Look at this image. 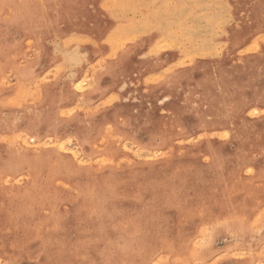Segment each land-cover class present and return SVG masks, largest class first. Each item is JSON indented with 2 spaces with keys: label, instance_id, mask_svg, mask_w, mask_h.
Here are the masks:
<instances>
[{
  "label": "rangeland",
  "instance_id": "1",
  "mask_svg": "<svg viewBox=\"0 0 264 264\" xmlns=\"http://www.w3.org/2000/svg\"><path fill=\"white\" fill-rule=\"evenodd\" d=\"M207 1L174 69L189 26L136 56L109 0H0V264H264V0Z\"/></svg>",
  "mask_w": 264,
  "mask_h": 264
},
{
  "label": "bare ground",
  "instance_id": "2",
  "mask_svg": "<svg viewBox=\"0 0 264 264\" xmlns=\"http://www.w3.org/2000/svg\"><path fill=\"white\" fill-rule=\"evenodd\" d=\"M106 1V0H105ZM143 1V0H142ZM148 1V0H147ZM152 1V0H151ZM190 1L193 3L192 5L194 6L196 3H201L200 5H196V7H198L199 6V8H198V11L195 13V17L194 18H191L190 16H189V12H192V11H190V10H192V8H193V6L192 5H190ZM242 1V0H241ZM243 1H245V0H243ZM251 1V0H250ZM253 1V0H252ZM66 2H68V1H66ZM110 2V3H109ZM109 2H108V6H109V10H108V12H109V14H110V18H111V20L114 22L113 23V28H111V30L109 31V36L107 37L108 38V40H110V39H113V37H115V39L113 40V43L112 44H114V45H118V44H121L120 42H122V40H123V38L125 39V42H123V43H125L124 45H123V47L125 46V49L128 51V52H131V51H133V53L136 55V56H138V54L140 53V51H142L143 49H146V48H149V46H150V44H153L154 42H155V44L152 46V53H156V52H158V51H162V49H167V43H169L168 41L166 42V40H165V37L164 38H162L160 41H156L160 36V33L161 32H163L164 33V31H167L169 28H173V29H176V31L179 33L180 32V29H182V28H186V26H189V27H187V29L188 28H190V34L192 33V37H194L195 38V40H194V42H192V40H188V41H191L193 44H194V47L192 46L191 47V49H190V51H187V46H184V44H183V42H181L182 43V45L180 44L179 45V47H178V49H180V51H182V54H184L183 56H182V58L181 59H179L178 60V62L176 63V64H174L175 66L173 67L172 66V68H184V67H186V66H188L189 64H191V63H193V62H195L196 60H198L199 59V61H200V59H204V58H206V59H211V58H217V57H219L220 56V54H219V52H217V48L219 47H217V45H216V47L217 48H212V46H213V42H211L210 40H207V41H205V42H202V44H200L199 42V45L197 44V46H195V41L202 35L201 33L203 32V31H201V30H195V28H196V25H198V27H200V28H208V25L209 24H205L204 23V20H206V18L207 19H209V12H210V10L211 9H209V7H208V1L206 0V2H205V0H189V1H184V0H161L159 3H158V5L154 8V10L153 11H151L150 12V14L148 15V16H146V18H144V19H140V20H135L134 18H132V19H129L130 17L127 15V16H125V20L124 21H120V19H121V17L119 16V14H118V12L119 11H116L115 10V4H114V2H113V0H109ZM153 2V1H152ZM177 2V5H175L174 3H176ZM203 2H205V3H203ZM217 2V1H216ZM224 2V1H223ZM240 2V1H239ZM247 2V1H246ZM249 2V1H248ZM256 2H258L259 3V1H256ZM255 2V3H256ZM120 3V2H119ZM136 3V2H135ZM138 3H139V1H138ZM146 3V2H145ZM211 3H212V0H211ZM225 3H227V6H230V4H229V1H227V2H225ZM252 3V2H251ZM255 3H254V5H255ZM106 4V3H105ZM133 4H134V2H133V0H128L127 1V3H126V9H128V8H134L133 7ZM235 4V3H234ZM102 5V4H101ZM242 5V4H241ZM107 6V7H108ZM210 6V5H209ZM219 6V5H218ZM227 6H226V10H228V8H227ZM247 6L248 5H246V7L245 8H247ZM103 7V6H102ZM106 7V8H107ZM143 7V6H142ZM258 7V6H257ZM257 7H256V9H257ZM259 7H261V6H259ZM263 7V6H262ZM121 8V7H120ZM140 8V7H139ZM224 8V7H223ZM151 9V8H150ZM215 9H217V8H215ZM219 9H220V7H219ZM225 9V8H224ZM236 9V8H235ZM237 9H239V5H238V8ZM241 9V8H240ZM242 9H243V6H242ZM214 10V9H213ZM219 11V10H218ZM249 11H250V8H249ZM138 12V11H137ZM136 12V13H137ZM195 12V11H194ZM223 12V11H222ZM238 12H239V10H238ZM256 12V11H255ZM121 13H122V11H121ZM128 13V12H127ZM133 13V12H132ZM229 13V12H228ZM227 13V14H228ZM248 13V12H247ZM252 13V12H251ZM254 13V12H253ZM263 13V12H262ZM124 14H126V13H124ZM218 14V13H217ZM226 14V13H225ZM240 14V13H239ZM256 14V13H255ZM147 15V14H146ZM202 15H204V16H202ZM222 15H223V13H222ZM248 15V14H247ZM253 15V14H252ZM136 16H138V15H135V17ZM218 16V15H217ZM217 16H216V20L217 21H219L218 19H217ZM224 16V15H223ZM227 16H229V15H227ZM232 16V15H231ZM231 16H229V20H230V17ZM93 20H94V18H96V16L95 15H91L90 16ZM206 17V18H205ZM220 17V16H219ZM255 17V16H254ZM257 17V16H256ZM262 17V16H261ZM5 18H7V17H5ZM62 18H64V16L62 17ZM224 18H226L225 16H224ZM263 19V18H262ZM72 20V19H71ZM194 21L192 24H191V21ZM210 20V19H209ZM225 20V19H224ZM245 20H246V18H245ZM207 21V20H206ZM216 21V22H217ZM221 21V20H220ZM249 21V20H248ZM263 21V20H262ZM261 21V22H262ZM214 22V21H213ZM215 22V23H216ZM225 22V21H224ZM227 22V21H226ZM225 22V23H226ZM239 22V21H238ZM93 23V22H92ZM196 23V24H195ZM207 23V22H206ZM209 23V22H208ZM211 23V22H210ZM221 23V22H220ZM229 23V22H228ZM237 23V22H236ZM264 23V22H263ZM245 24V23H244ZM250 24V23H249ZM251 24H252V20H251ZM250 24V25H251ZM11 25V24H10ZM96 26H98V27H100V25H97V24H95ZM203 25H205V26H203ZM211 25V24H210ZM260 25V24H259ZM96 26H94V27H96ZM214 27H216V26H214ZM224 27V26H223ZM97 28V27H96ZM210 28V27H209ZM219 28H220V26L218 27V28H216L217 30H215L214 29V31H220L219 30ZM237 28H239V27H237ZM253 28V27H252ZM221 29H222V27H221ZM231 29V28H230ZM234 30H236V29H234ZM183 31V30H182ZM76 32V31H75ZM176 32V33H177ZM204 32H205V30H204ZM209 32V31H208ZM218 32H214V33H218ZM226 32V31H225ZM224 32V33H225ZM232 32V31H231ZM76 33H78L79 34V32H76ZM75 33V34H76ZM206 33V32H205ZM220 33V32H219ZM222 33V32H221ZM75 34H73V35H75ZM86 34V33H85ZM84 34V35H85ZM170 34V33H169ZM183 34V33H182ZM189 34V33H188ZM249 33H248V31H246V30H243L241 33H238V32H234V34L232 35V39L231 40H233L234 39V37H238L239 38V44L241 43V41H242V39L244 38V36H247ZM260 34V33H259ZM70 35V34H69ZM68 35V36H69ZM72 35V38L74 39H72L73 41H75V40H77V38H79V39H82L83 38V36L82 35H78V37H77V34L75 35V36H73ZM151 35H153V36H155V41L153 40V42H149V40H150V38H151ZM168 35V34H167ZM219 35V34H218ZM222 35V34H221ZM229 35V34H228ZM263 35V34H262ZM90 36V35H89ZM169 36V35H168ZM170 36H171V34H170ZM172 36H174V34H172ZM179 36V35H178ZM183 36V38L186 36H188L187 34L184 36V35H182ZM215 36V35H214ZM213 36V37H214ZM217 36V35H216ZM230 36V35H229ZM185 37V38H186ZM190 37V36H189ZM191 37V38H192ZM209 37V36H208ZM203 38V37H202ZM215 38V37H214ZM249 38H251V37H249ZM70 40L69 41H71V38H69ZM86 39V38H85ZM84 39V41L83 40H80V42H86L89 38H87V40H85ZM180 39V38H179ZM68 40V39H67ZM120 41V42H118L117 43V41ZM168 40V39H167ZM178 40V39H177ZM198 40H200V39H198ZM205 40V39H204ZM79 41V40H78ZM137 42V43H133V42ZM187 40H186V43L188 42ZM225 41H226V39H225ZM76 43H77V41H75ZM173 42V41H172ZM179 42V41H178ZM227 43V42H226ZM225 43V45H227ZM231 43H232V41H231ZM236 43H237V41H236ZM68 45V42L67 43H65V45ZM174 44H175V42H174ZM254 44V43H253ZM171 45V44H170ZM169 45V46H170ZM263 46V45H262ZM170 47H173V46H170ZM184 49H183V48ZM223 47V49H224V47L225 46H222ZM257 47V46H256ZM196 48V49H195ZM259 48V47H258ZM140 49H142V50H140ZM221 49V48H220ZM184 50V51H183ZM218 50H219V48H218ZM226 50V49H225ZM249 50V49H248ZM255 50V49H254ZM150 51V50H149ZM170 51V50H169ZM159 52V53H160ZM243 52V51H242ZM244 52H246V51H244ZM158 53V54H159ZM240 53V52H239ZM172 54H174V53H172ZM228 54V53H227ZM140 55V54H139ZM175 56V55H174ZM178 57V56H177ZM143 58V57H142ZM220 59V58H219ZM176 61V60H175ZM202 62V61H201ZM194 64V63H193ZM192 65V64H191ZM211 65V64H210ZM92 67H94V66H92ZM208 68V67H207ZM95 69V68H94ZM178 70H180V69H178ZM189 70V69H188ZM191 70V69H190ZM197 70V69H196ZM170 71H171V69H170ZM170 71H168V72H170ZM87 72V71H86ZM188 72V71H187ZM154 80V79H153ZM156 80V79H155ZM155 80L154 81H152V83L153 82H155ZM158 81V79L156 80V82ZM244 127V126H243ZM227 130H229V129H227ZM227 134V133H226ZM211 135V134H210ZM174 143V142H173ZM169 148H172V147H169ZM36 149V148H35ZM171 150V149H170ZM107 243V242H106ZM128 254H130V253H128ZM131 255V254H130ZM128 258V257H127ZM126 261V260H125ZM124 262V261H123ZM122 262V263H123Z\"/></svg>",
  "mask_w": 264,
  "mask_h": 264
},
{
  "label": "crops",
  "instance_id": "3",
  "mask_svg": "<svg viewBox=\"0 0 264 264\" xmlns=\"http://www.w3.org/2000/svg\"><path fill=\"white\" fill-rule=\"evenodd\" d=\"M170 55H173L172 53H170Z\"/></svg>",
  "mask_w": 264,
  "mask_h": 264
}]
</instances>
